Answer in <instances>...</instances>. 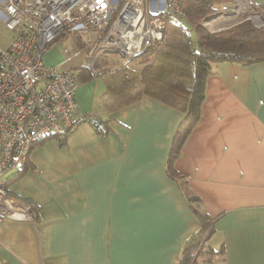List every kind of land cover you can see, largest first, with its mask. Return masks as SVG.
Wrapping results in <instances>:
<instances>
[{
	"label": "crops",
	"instance_id": "1",
	"mask_svg": "<svg viewBox=\"0 0 264 264\" xmlns=\"http://www.w3.org/2000/svg\"><path fill=\"white\" fill-rule=\"evenodd\" d=\"M15 36L0 20V49ZM52 53L53 45L46 65L62 71L72 61ZM84 68L78 108L102 125L42 141L21 171H9L10 193L36 219L0 222V264H176L200 228L191 194L215 220L214 264H264V62L212 65L200 119L171 172L185 111L145 95L118 105L105 71Z\"/></svg>",
	"mask_w": 264,
	"mask_h": 264
},
{
	"label": "built area",
	"instance_id": "2",
	"mask_svg": "<svg viewBox=\"0 0 264 264\" xmlns=\"http://www.w3.org/2000/svg\"><path fill=\"white\" fill-rule=\"evenodd\" d=\"M243 1L234 0L231 10L226 3L213 16L232 18L254 9L250 0L243 8ZM169 19H185L182 0H0V20L16 32L10 46L0 49V222L36 219L33 206L14 197L1 176L21 171L38 143L99 121L78 108L79 74L45 64L49 48L74 40L75 53L64 49L70 60L85 44L87 68L98 75L103 54L133 58L145 53L164 39ZM256 23L264 27V19Z\"/></svg>",
	"mask_w": 264,
	"mask_h": 264
},
{
	"label": "trees",
	"instance_id": "3",
	"mask_svg": "<svg viewBox=\"0 0 264 264\" xmlns=\"http://www.w3.org/2000/svg\"><path fill=\"white\" fill-rule=\"evenodd\" d=\"M230 1L182 0V7L187 20L185 22H177L176 19L167 20L165 34L171 27H168V25L173 24L172 28L184 30L186 44L176 45L171 42L168 46L171 51L163 53L170 56L161 57L160 60L162 61L159 60L153 65H147L136 72H132L127 66L117 68L118 70L113 72L115 74L120 71L118 77L108 75V72L105 71V75L109 80V87L110 85L116 86V89L110 90V95L118 100V105H123V103L126 105L131 100L135 101L137 97L143 95L166 102L169 101V103L173 101L172 98L174 97H182L177 106L185 111L186 117L179 126L174 138V148H172L167 167L168 172H171L173 164L178 158L180 147L192 133L193 128L200 119L201 106L205 98L206 81L210 75L212 65L225 62L242 65L264 62V29H254L251 23L246 21L238 24L230 31L209 34L205 32L200 24L201 20L203 21V19L205 20L217 13L219 4L224 5ZM254 9L264 13V5L254 4ZM79 47L82 54H86L90 50L83 43ZM151 49L145 53H149ZM183 66H187L188 76L186 78L187 82L180 85L183 90L181 91L179 85L174 84L173 80L183 76V73L179 72V70L185 69H183ZM70 71H85V68L71 61L62 69V72ZM159 87L162 89L158 94ZM132 89L137 94L131 93ZM97 122L92 124L98 130L103 121L99 119ZM66 137L67 135L57 139L64 141ZM5 185L7 188L9 187L6 181ZM188 200L190 208L200 222V228L188 239L176 264H214L215 256L219 251L209 245V240L215 233V220L209 218L199 208L196 209L197 205L199 206V199L195 196L188 195Z\"/></svg>",
	"mask_w": 264,
	"mask_h": 264
},
{
	"label": "rangeland",
	"instance_id": "4",
	"mask_svg": "<svg viewBox=\"0 0 264 264\" xmlns=\"http://www.w3.org/2000/svg\"><path fill=\"white\" fill-rule=\"evenodd\" d=\"M245 4H246L245 0L243 1V3L241 2L242 6ZM221 5H223V4H219L217 6V8H218L217 10L222 8ZM224 5H227V4H224ZM230 5H231V7L229 6L228 8L231 10V9H233L232 7L234 6V0L230 1ZM243 8H244V6H243ZM182 9L184 11L183 7H182ZM184 14H185V19L178 20L177 22H185L187 20L185 11H184ZM212 17L215 18V16H212ZM212 17H208L205 20L203 19V21L202 20L200 21V24L204 28L205 32L206 33L208 32L209 34H215L216 32H219V31H226V30L230 31V29H233V28H235V26H238V24L246 22V21L250 22L254 29H257V30L264 29L263 26L259 27L258 24L256 23L258 19H260V20H261V18L264 19V13L258 11L257 9H242L241 11H239L238 15H235L232 18L220 17V20H218V24H217L218 26H216L214 28L212 27L213 24L211 22L214 19ZM208 20H211V21H208ZM172 26H173V24L168 25V27H170V28L166 31L164 39L160 43L155 44L149 53H144V54L138 55V56L133 57V58L122 57L120 54H116V53L115 54H109V53L103 54L99 60V65H101L103 72L106 71V73L108 72L107 73L108 75H113V76L118 77V75H120V71L113 74V72L115 70H118L117 68H121L122 66H125V67L127 66L132 72H136L139 69H142L147 65L155 64L156 62H158L160 60L161 57L170 56L168 54L165 55L163 53L166 51H168V52L171 51V49H168V46L170 45L171 42L176 44V45L180 44V43H181V45L186 44V39L184 36V30H180L178 28H172ZM229 26H231V27H229ZM191 27H190V30H191ZM226 27H229V28H226ZM223 28H225V29H223ZM194 37H195V35H194ZM65 48H68V50L71 53H75L77 51L76 42L72 39H69V40L62 39V40L56 42L53 45L52 57L56 60H59L61 57L63 58V56L65 57V55H64V49ZM71 59L73 62H76V63L80 64L81 66L88 67V56L85 55L84 53L83 54L79 53V54L73 56ZM160 61H162V60H160ZM186 67L187 66H183V69L184 68L185 69L179 70L180 73H183V76L177 77L175 80H173L174 84L179 85L180 89H181L180 85L187 82L186 78L188 76L187 75L188 70L186 72ZM76 72H78V71H76ZM131 88H133V87L131 86ZM114 89H116V86L110 85V90L113 91ZM161 89L162 88H160V87L158 88V90H157L158 94L160 93ZM181 91H183V90L181 89ZM130 92L133 93L134 95L137 94L136 91H134V89H132V91H130ZM172 99H173V101L170 103L174 106H177V103L182 100V97L177 96V97H174ZM97 119L99 120L98 117H97ZM9 175H11V172L5 173L3 176H1V179L4 180L6 177H9Z\"/></svg>",
	"mask_w": 264,
	"mask_h": 264
},
{
	"label": "clouds",
	"instance_id": "5",
	"mask_svg": "<svg viewBox=\"0 0 264 264\" xmlns=\"http://www.w3.org/2000/svg\"><path fill=\"white\" fill-rule=\"evenodd\" d=\"M221 9V8H220ZM220 11V10H219Z\"/></svg>",
	"mask_w": 264,
	"mask_h": 264
},
{
	"label": "water",
	"instance_id": "6",
	"mask_svg": "<svg viewBox=\"0 0 264 264\" xmlns=\"http://www.w3.org/2000/svg\"><path fill=\"white\" fill-rule=\"evenodd\" d=\"M124 57V56H123Z\"/></svg>",
	"mask_w": 264,
	"mask_h": 264
}]
</instances>
